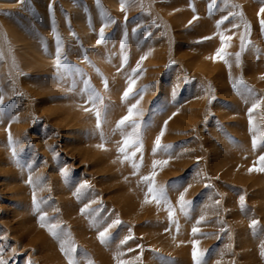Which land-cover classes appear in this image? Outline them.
<instances>
[{"label":"rangeland","instance_id":"1","mask_svg":"<svg viewBox=\"0 0 264 264\" xmlns=\"http://www.w3.org/2000/svg\"><path fill=\"white\" fill-rule=\"evenodd\" d=\"M210 2L0 7V264H194V245L201 264H264V3ZM138 100L142 151L125 159L117 123ZM155 161L171 217L142 180Z\"/></svg>","mask_w":264,"mask_h":264},{"label":"snow or ice","instance_id":"2","mask_svg":"<svg viewBox=\"0 0 264 264\" xmlns=\"http://www.w3.org/2000/svg\"><path fill=\"white\" fill-rule=\"evenodd\" d=\"M262 3H264V0H261ZM212 3H214V0H212V2L209 3V9L211 10L212 8ZM97 4L99 6V0H97ZM125 4H126V0H121V10L123 11L125 9ZM261 13H264V8H261L260 10ZM106 13L102 10L101 11V16L102 18L106 17ZM242 16V13L240 14ZM262 23V27H264V21H261ZM107 24H105L103 27H106ZM103 27L100 30V39H98L97 43H101L103 41V39L105 38V34L103 31ZM209 39V38H206ZM221 43L222 45H224L226 43L225 37L223 35H221ZM45 51H47V47L45 45ZM223 53V48L219 49L217 52V56L218 58H222L221 54ZM145 57H141V60H143ZM239 59V56L237 55V60ZM55 65L57 68V71H60L61 68H68L70 67L69 64H67V62H62L61 59V40L59 37H57V47H56V59H55ZM106 83V82H105ZM135 84V80H131L128 89L124 92V99H127L128 96L133 92V86ZM85 91H87V84L85 87ZM97 99H99V103H100V108L96 111V116H97V127H100V123H101V118H102V110H103V102H102V97H97V95L93 92V94L90 95L89 98V102L96 104L97 103ZM139 105V100L137 101L136 104L131 105L128 109V115L124 116L120 121H118L117 123V128H120L122 126H124L126 123H130L133 131L131 133H129L127 136H125V138L122 140V147H120L118 149V151L122 154L125 155V159H128L129 156L127 155L126 149L128 147H136L137 151H142V134H141V123L138 122L136 119H134V116L137 115H142V113L139 111L138 108ZM0 107H2V97H0ZM255 107V105H254ZM167 125V121L165 122V127ZM164 135V130H161V133L156 137V140L154 142L155 144V149L159 150L161 148H166L167 146H163L161 144V137ZM9 142L11 143V135L9 134ZM253 146L255 147V139L253 140ZM13 155L15 156V149H13ZM132 156H135V153L132 154ZM260 161L264 162V156L260 157ZM166 161H155L153 163V171L151 173L150 176H145L142 178L143 182L148 183V194H151L153 200L159 205V204H164L168 206V211H169V216L171 217L173 215V210L169 201V198L167 196V190L165 186H157L154 183V177L156 175L155 172V168L157 165H164L166 164ZM133 168L134 169H139V167L142 166V160L140 164H137L135 162V160H133ZM249 171H252V169H250ZM259 171H264V167H261L259 169ZM29 183H32L31 177L29 178ZM241 204H243L244 198L241 197ZM145 202H149L147 199V194H146V199ZM33 203L35 206L36 211H40V207H39V203L36 200L35 194L33 195ZM179 203L181 205V208H183V205L186 203L184 200V194L182 193L179 197ZM85 211V209H81V212L83 214V212ZM46 213H43L40 215V221H41V226H45L43 224V221L45 220L46 217ZM115 223H119V221H114ZM257 223V221L253 220L252 221V225L251 226H255ZM55 226H51L49 228V231L52 232L53 235H55V232L53 231V228ZM198 231L197 228H193V233L195 234ZM106 236H107V229L105 231H102L99 233V239L101 240L102 243L105 242L106 240ZM264 247V246H262ZM62 251H64V248L62 246ZM69 251H75L74 248L69 249ZM66 255H68V252H65ZM261 255H264V251H262ZM193 261L194 264H201V254L198 253V251L195 248V245L193 247ZM69 264H74L71 256H69Z\"/></svg>","mask_w":264,"mask_h":264},{"label":"bare ground","instance_id":"3","mask_svg":"<svg viewBox=\"0 0 264 264\" xmlns=\"http://www.w3.org/2000/svg\"><path fill=\"white\" fill-rule=\"evenodd\" d=\"M20 0H0V7L5 8V7H12L16 4H18ZM13 33V32H12ZM17 35V34H16ZM19 36V35H18ZM18 38V37H17ZM24 41V40H23ZM28 56V55H27Z\"/></svg>","mask_w":264,"mask_h":264}]
</instances>
